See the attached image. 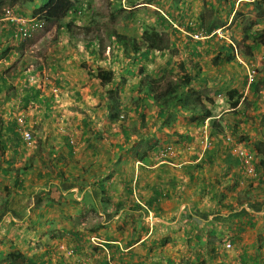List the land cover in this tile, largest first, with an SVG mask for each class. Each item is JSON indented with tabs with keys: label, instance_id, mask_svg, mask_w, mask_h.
<instances>
[{
	"label": "crops",
	"instance_id": "obj_1",
	"mask_svg": "<svg viewBox=\"0 0 264 264\" xmlns=\"http://www.w3.org/2000/svg\"><path fill=\"white\" fill-rule=\"evenodd\" d=\"M112 1L117 7L108 14L110 18L106 17L109 34L113 30L120 32L109 19L125 14L126 19L123 16L121 21L123 29L139 27L137 19L141 18H134V12L141 14L144 7L153 8L160 14V21L155 25H159L161 29L171 28L172 35L187 39L190 51L185 56L188 59L179 64L185 72H194L196 68H200L198 74L201 71L202 75L205 67L217 69L223 66L222 62L219 65L212 62L218 55L219 47L223 43L228 44L229 40L240 52V43L248 44L246 46L250 54V50L262 51L263 48L260 44L264 43V38L255 46L251 35L264 31V0H154L156 8L144 0H109L110 3ZM78 2L83 9L87 3L94 7L95 0ZM207 11L211 12L214 19H219L218 24H202ZM81 12L79 10L77 14ZM162 16L166 21L161 19ZM188 24L194 25L196 32L200 31L204 35L198 39L188 38ZM155 30L159 31L158 28ZM216 30L224 34L219 41L214 38ZM121 32L119 34L129 37ZM161 34L154 37V40ZM141 36L142 29L139 37ZM209 37L212 39L206 41ZM238 38L241 39L240 43L236 41ZM203 41L218 43L215 49L205 50L202 49L206 44ZM163 51H156L154 55L158 54V59L164 58ZM148 56L152 54L149 53ZM117 57H121L120 53H117L116 61L110 62L107 69L116 72L118 77H113L107 86L118 90V95H131L130 99H103L109 114L105 111V115H100L101 124L92 118L81 119L84 143L78 153L71 152L66 137L58 134L54 147L40 152V160L35 159V149L38 147L33 145L34 157H28L21 164L23 169L27 166L33 168L36 164L41 167L44 164L42 160L46 157L53 160V156H48L53 153L57 156V164L71 166L68 167L67 176L60 179L63 184L67 182L65 188L70 190L61 196L63 201L68 202L65 204L66 209L56 210L53 200L45 201L44 197L36 200L33 197L32 203H26L28 192L18 191V187L25 184L24 177L20 175L24 172L18 171L21 142L15 127L13 129L16 135H10L0 124V147L9 150L6 153L8 157L1 158L3 164H0V177L5 180L4 183L0 182V264H19L21 261L24 264H81L83 260L89 264H197L202 258L195 259V250L197 254L208 250V260L204 259L206 264H210L214 257L218 260L215 264H264V242H260L257 237L264 236V159L261 160V165L258 162L256 168L259 175L262 174L259 181L255 184L250 182L249 189L240 194L241 198L238 195L239 201L235 203L230 198H237L233 192L237 190V180L240 182L244 176L237 158L230 153L223 139L227 132H231L235 137L241 138L249 150L263 158L264 107L257 99L251 98L245 107L240 108L238 101L236 107L232 108L227 97L220 102L215 100L209 106L201 94L202 105L209 110L206 116L216 123L210 127L212 148L199 154V148L197 150L193 147L191 151L189 145L197 138L194 135V120L205 114V110L197 108V114L192 116L183 109L188 104L182 103L180 108H174V111L160 118L157 108L152 104V98L143 102L140 94L146 96V92L137 93L135 85L140 75H121L122 61L119 59L118 63ZM252 57L251 54L248 59ZM94 58L95 56L92 60ZM200 58L208 60V64L205 61L202 65L199 64L197 60ZM179 65L169 68L175 72ZM230 76L225 81L233 83V75ZM199 79L202 84L209 81L203 76ZM259 89L264 90V87ZM196 91L199 92L197 89ZM256 94L252 93L253 96ZM0 102L3 103L2 100ZM222 104L229 107L222 109ZM178 109L180 111L177 112ZM125 110L128 112L124 113ZM131 111H135L137 116L129 115ZM230 111L239 114L240 119L234 125L222 121V115ZM15 117L16 115L14 121ZM204 118L205 116L202 120ZM30 123L27 119L28 126ZM217 123H221L222 127ZM34 124L30 127L33 128ZM207 124H210L209 120ZM133 129L137 131L135 136L131 135ZM4 137L15 140L11 141L13 148L6 149L3 146ZM105 137V141H101ZM81 141L80 139L78 146ZM185 142L189 145L184 149L189 150H186L183 158L178 156L171 162H164L155 157L156 146ZM85 160L102 163V167H92L95 164L92 162L88 167L79 164ZM40 167L36 175L42 177ZM54 170L56 175L60 172L63 177L61 171ZM71 170L75 172L73 178ZM4 186H8L6 192ZM239 189L241 190L240 186ZM242 218L245 221L239 223ZM256 221L259 227H256ZM224 225L231 231L229 237L223 240L226 231L221 227ZM177 233L185 237L183 246L178 242ZM64 235L73 237L67 238ZM93 236L98 237L101 246L92 247L90 251V238ZM226 241L232 244L231 252L224 250ZM58 244L73 248L74 255L66 257L59 254L55 251ZM261 250L262 254L259 253ZM222 252H227V256H223Z\"/></svg>",
	"mask_w": 264,
	"mask_h": 264
},
{
	"label": "rangeland",
	"instance_id": "obj_2",
	"mask_svg": "<svg viewBox=\"0 0 264 264\" xmlns=\"http://www.w3.org/2000/svg\"><path fill=\"white\" fill-rule=\"evenodd\" d=\"M46 1L47 0H34L33 2H30L29 0H0V18H2L3 15L8 17L5 20H0V100L3 101L2 104L0 102V124L6 130L5 127L9 125L12 120H14V116L18 113L27 115L28 123L31 122L28 127L35 123L33 128L30 127L33 133L31 130L29 131L31 136H33L31 143L26 144L19 138V141L21 142L20 150H22L23 154L21 152V156H19L20 168L18 171L24 172V174L20 175L24 177L23 180H25V184L23 187H18V191L25 190L28 192L27 196L29 198L26 201L27 204L32 203L31 198L33 197L34 200L39 197H44L45 201L48 200L51 202L50 199H52L53 204H56V210L62 211V208L66 209L65 206L67 205L65 204H68V202L63 201L61 196L68 193L70 190L65 188L67 187L65 186L67 182H64L63 184L60 182V179L67 176L69 171L68 167L71 166L65 167L57 164L59 163L55 161L57 156L53 155V153H49L48 156H53L54 162L52 159L46 157L45 160L41 159L44 161V164L41 167L36 164L33 168L27 166L23 169L21 164L24 163L28 157H34L35 154L32 149L33 145L38 147L35 149L37 152H35V159L40 160L38 156L40 152H42L43 149H50L51 147H54V144L57 141L56 135L58 134H62L64 136L67 133L77 135L76 137L79 138V142L80 139L82 140L81 145L77 146L76 152H74L78 153L84 143L83 134L81 132L83 125L81 119L90 120V118H92L101 124L100 118L102 116L100 115H105V111L109 114L106 110L104 100H109L111 96L114 97L115 94L113 90H110L108 93L107 89H109V86L104 87V85H106V82L110 85L111 74H116V72H113L112 70L108 72L105 69L108 68L110 62L116 61V53H120V51L116 52V48L105 40L106 36L104 29L106 28V17L108 18V14H110L117 6L114 5L113 1L110 3L109 0H95L94 7H91L88 3L84 4L82 9L84 11L79 13L76 19L74 17L75 15L67 14L64 18L45 20L44 26L29 37L28 40L23 43L21 41H14L11 38L12 33H10L11 29L9 27V19L15 18L17 21H28L30 20V17L35 16L38 13L41 3ZM144 1H146L147 4L152 5L154 8L157 7L154 0ZM135 12L134 18H141L137 20H139V24L143 29L146 28L148 31H152L158 28L159 31L155 30L157 34L159 35V33H162L156 39L155 47L151 53L158 50H164V58L158 59V54L149 56L148 60L143 61L144 66L146 67L145 71L150 70L151 72L152 70H158L159 72L157 76L167 77L165 81L169 78L174 79L176 77V73L170 72L169 67L179 65L182 60L188 59L185 56V53L190 51L187 48V45L189 44L186 42L187 39L177 37L176 34L172 35L170 33L171 28L161 29L159 25H155V23H159L160 21V14L153 8L148 7V9H146L144 7L141 14H136ZM204 15L205 18L202 24L206 23L214 26V23H219V19H214L211 12L207 11ZM22 17H24L25 20ZM122 17L126 19L125 14L121 16L117 15L114 19H109L111 20L110 23H113L115 27H117L116 30L125 32V34L129 35V37L134 35V33L138 36L140 31L138 32L136 30L137 27L132 26L126 29L121 27V21H123ZM137 20H135V25ZM130 21L132 22V19H130ZM98 30H101L102 33L96 40L91 41L93 45L92 49L95 51L94 54H91L90 49L85 47V43L87 39L90 38L92 33H97ZM220 34L223 35V32ZM108 38L109 36L107 39ZM167 38H169V40ZM214 38H217L218 41L222 39L217 35H215ZM211 39L212 37H209L206 41ZM218 41H213V44L203 41L206 44H204L202 49H215ZM236 41L240 43L241 39L238 38ZM240 44L242 52L238 51L236 54L233 52L234 59L224 60V62L221 63V65H223L220 66L221 68L219 67L215 69L211 66L205 67L204 74L201 75V71L200 74H198L199 78L200 76H203L209 79V81L207 80L205 84H202V80L198 79L195 83V87L193 86V88L199 90L201 98V94L204 95V102L209 106L212 105L215 100L220 102L224 97L228 98L230 91H235L233 94L234 98L240 96V108H242V106L245 107L251 98L257 99L264 107V103L262 102V100H264V90L259 89L257 94L253 96L252 92L248 89V82H253L255 80H263L264 82V43L260 44L263 47H261L262 51H260L261 49L250 50L253 56L251 59H248L249 57L247 55L248 49L246 48V45L248 44ZM180 46H182V49L186 47L185 50H182ZM93 56H95L94 60H92ZM119 59L121 61L124 60L122 54ZM167 59L168 62H166ZM95 60L97 62H95ZM204 61L208 64V60L201 58L197 60V62L201 65ZM114 66L116 68L118 67L116 63ZM251 69H254L255 73H252ZM102 73H104V75ZM105 73L107 75H105ZM151 73L153 75L155 74V72ZM250 73L253 75L251 81L249 78ZM99 75H101L104 80H102ZM230 75H233V83L225 81V79ZM91 81L93 86H91ZM197 82L199 84H197ZM263 82H260V87ZM160 91L161 90H158L157 92L160 93ZM119 97L121 100H129L131 95H120ZM218 97H220V100ZM222 105V109L224 107H229L228 105ZM152 109H155V107H152ZM125 112L128 111L125 110L124 113ZM129 115H132L133 117L137 116L135 111L129 112ZM203 117H201V119L197 118V120H194L196 129L194 135L198 137L201 134V129L204 125L202 120ZM222 118L224 119L222 120L224 123H228L230 125H234L236 121L240 119L239 114H236V111L226 112L222 115ZM209 122L210 124H208V128H210L212 124L216 123L215 120L214 122L209 120ZM217 124L222 127L221 123ZM90 126L91 125L89 124L88 127ZM136 133V129L131 131V135L133 136H135ZM4 139L5 140L2 141H4L3 146H5L6 149L14 147V144L11 143V141L15 142L14 139L10 137H4ZM105 139L106 137L101 141H105ZM197 139L198 138H196L191 145L186 144V142L185 144L180 143L172 145L175 149L174 154H176L174 158H177L178 156V158H183L186 155V150H189L184 149L187 148L186 145H189L191 151L193 147H196L198 150L199 147L198 144H196ZM211 140L212 139H210V141ZM240 140L242 139L240 138ZM102 145H104V143H102ZM130 145H132V143H130ZM245 145L246 143H244V146ZM15 146L18 147L17 145ZM211 146L206 148L204 152L212 148ZM29 150L30 152L32 150V152H28ZM6 153H9V150H4L0 147V164H3L1 158L4 159V156L8 157ZM201 153L202 152L199 151V154ZM251 155L254 158L256 165H253L255 169V178L250 180L252 181V184H255L259 181L258 179H260V176H262V174L259 175V171L256 168L258 166V162H260L261 165V160H263L264 157H258L254 151L251 152ZM60 159H62V157H60ZM4 161L7 160L5 159ZM91 162L95 163L92 164V167L101 169L102 163H96V161L93 160H85L79 162V164H84L88 167ZM54 164L57 165L55 166ZM64 164L65 162L62 165ZM39 167L43 171L44 176L42 175V177L36 175ZM60 167H62V169ZM54 168L56 171H61L63 177H61L60 172L56 175ZM8 169L12 168L8 167ZM70 173L73 178L75 173L74 170H71ZM89 174L91 173L89 172ZM250 180H248L247 177L241 178L240 182L237 180L238 187L237 190L233 192V195L237 198H230L231 201H235V203L239 201L238 195L249 189V186L251 185ZM4 181V178L0 177V182L4 183ZM67 181L69 180L67 179ZM239 186L242 191L239 189ZM4 190L6 192V190H8V186H4ZM241 197L242 196L240 195L239 198ZM1 200L2 197H0V201ZM36 204H38V202ZM236 219L237 218H234V220ZM243 221H245L244 218H242L239 223H243ZM255 225L256 227L260 226L257 221L255 222ZM221 229L226 231L223 238L224 240L229 237L228 234L231 229L228 228L227 230L226 225L222 226ZM64 236L67 238L73 237L69 235ZM176 236L178 238V242L181 246H183L185 237L178 233ZM164 237L165 236H163V238ZM257 237L260 238V242H264V236L262 237L261 235H258ZM91 238L90 244L92 246L89 248L90 251H92V247L101 246L98 237L93 236ZM58 245L56 246V249ZM34 252L35 251H31V253ZM229 252H231V250H229ZM226 253L227 252H222V255L227 256ZM259 253L262 254V250ZM207 254L208 250L200 251L198 254L195 250V259L199 260L200 257L202 258L197 264H206L204 259L208 260ZM217 261V258L214 257L213 260L210 261V264H215ZM83 263L89 264L86 260H83L81 264ZM19 264H24V262L21 261Z\"/></svg>",
	"mask_w": 264,
	"mask_h": 264
},
{
	"label": "trees",
	"instance_id": "obj_3",
	"mask_svg": "<svg viewBox=\"0 0 264 264\" xmlns=\"http://www.w3.org/2000/svg\"><path fill=\"white\" fill-rule=\"evenodd\" d=\"M29 1L33 2V0ZM81 7L82 4H80L77 0H47L46 2H43L42 6L39 9V12L43 14V18L45 20H53L64 18L67 14H72L75 15L74 17H77V12H79V10H82ZM89 16L91 15L89 14ZM144 34L145 33H143L142 35ZM94 35L96 36V38ZM99 36V31L97 33H92L90 38L87 39L85 43V47L87 49H90L91 53L95 52L92 49L93 45L91 41L96 40ZM110 36L113 37V40L111 41L113 42V46L116 48V50H120L122 48V50L120 51L122 55H124L125 62L124 60L122 61V65L120 67V70H122L120 71V74H125L126 76H133L137 74L140 75V79L135 85L137 93H141L142 91L146 92V96L142 95V93L140 94V99L143 102L148 100L149 98H152V104L158 109L160 118L164 117L168 112H170L172 106L181 104V102L188 104L183 109L189 111L192 116H195L197 114V108L205 110V115L209 114V110L205 109V107L202 105L199 93L195 92V89L193 88V85L199 79L198 71L200 68H196L194 72L186 71L185 73L180 74L175 80L169 78L166 81L165 79L167 77L157 76L158 70L151 71L155 72V76L150 72V70L145 71L146 67L144 66L143 61L149 59L148 54L150 50H153L154 48L150 40L153 38V36L155 38L158 36L156 33L148 37L144 35L145 38L143 40H139L136 35H132L131 37L123 36L115 32L114 30L110 31ZM251 38L255 42V46H258L259 40H262V38H264V31L262 33H255L251 35ZM252 48H254V46H252ZM247 54L249 57H251V54L249 52H247ZM117 58V62L120 63V57ZM231 59H233V48L230 44L223 43L219 47L218 55L215 60L213 59L212 63L219 65L220 62ZM106 71L110 72V69ZM102 74L104 75V73ZM105 75L107 74L105 73ZM111 77L113 78V74H111ZM117 77L118 75L116 73L114 75V78ZM100 78H102V76ZM122 80L123 82L125 81L124 79ZM260 82H263V80H255L251 82L248 86L249 91H251L252 93H257L260 87ZM262 87H264V82L261 88ZM132 88L131 89L134 90V87ZM158 90H161L160 93L157 92ZM234 93L235 91H230V94L228 95V99L230 101H228V104L232 108L236 107L240 99V96L234 98ZM19 115L20 114L16 115L15 121L12 120V122H10L9 125L6 126V130L8 131V133L10 132V135H16L13 129L15 127V131L20 138V133L17 130V117ZM21 115L24 116L25 129L29 132L30 128L27 124V116L23 113ZM253 164L256 165L254 159Z\"/></svg>",
	"mask_w": 264,
	"mask_h": 264
},
{
	"label": "clouds",
	"instance_id": "obj_4",
	"mask_svg": "<svg viewBox=\"0 0 264 264\" xmlns=\"http://www.w3.org/2000/svg\"><path fill=\"white\" fill-rule=\"evenodd\" d=\"M34 1V0H33ZM42 4L43 3H41V6H42ZM41 6H39V9H40V7ZM8 13V12H7ZM8 17L6 16V15H3L2 16V18H0V20L1 19H3V20H5V19H7ZM23 19H24V17H22ZM162 18L166 21V18L165 17H163L162 16ZM34 19H36V20H40V21H42V24H41V26L40 27H37L36 28V30H34L33 32H31L30 33V35L28 36V37H26V38H19V36H16V34H15V27H16V25H17V19H15V18H13V19H9L10 21V24H9V27H10V29H11V32L10 33H12V39L14 40V41H16V42H19V41H21L22 43L23 42H25L26 40H28L29 39V37H31L36 31H38V30H40L43 26H44V23H45V19L43 18V14L42 13H40L39 11H38V13L35 15V16H32V17H30V20H34ZM25 20V19H24ZM30 20H28V21H30ZM172 25V24H171ZM88 26H91V25H88ZM188 27H190L189 29H186V30H188L187 32V35L189 36H186V37H188V38H191V39H198L199 37H201V36H203L204 34H200V31H197L196 32V30L194 29V25H191V24H188ZM174 28V27H173ZM177 28V27H176ZM140 29H142V34L143 33H145L146 34V36L148 37V36H152V35H154L155 33L157 34V32L155 31V30H152V31H148L146 28H142V26L140 25L139 27H137L136 28V30L139 32L140 31ZM179 29V28H178ZM180 30V29H179ZM99 32H100V34L102 33V31L101 30H98ZM104 31H105V40H107L112 46H113V42H111L112 40H113V37H111L110 36V34L109 33H107V31H108V29H107V26H106V28L104 29ZM116 32V31H115ZM154 33V34H153ZM144 34V35H145ZM149 34H152V35H149ZM215 35H217L218 37H220V38H223L224 37V34L223 35H221L220 34V31L219 30H216L215 31V33H214ZM109 36V38L107 39V37ZM122 35V34H121ZM134 35H136V34H134ZM144 35H142L141 37H139L140 36V34L138 33V38H140L139 40H143L144 38H145V36ZM158 35V34H157ZM95 36V35H94ZM124 36V35H123ZM127 37V36H126ZM95 38H96V36H95ZM150 42H151V44L153 45V47H155V42H156V40H154V36H153V38L150 40ZM228 44H230L231 46H232V48H233V52L236 54V52H238L239 51V48H236V46H235V44L234 43H232L230 40L228 41ZM114 47V46H113ZM115 48V47H114ZM246 48H247V46H246ZM248 49V48H247ZM120 50H122V48L120 49ZM120 50H116L115 49V51L116 52H119ZM159 51V50H158ZM151 52H153V50H150V52L149 53H151ZM156 52V51H155ZM154 52V53H155ZM154 53H151L152 55H154ZM117 54V53H116ZM122 53H121V51H120V55H121ZM117 56V55H116ZM233 57H234V54H233ZM123 58H124V55H123ZM105 70H108V69H105ZM254 70V69H253ZM169 71L170 72H172V70L171 69H169ZM255 71V70H254ZM174 73H176V77L173 79V80H175L180 74H182V73H185V70L181 67V65H179V67L177 68V71H175ZM113 77H114V75H113ZM102 80H104L103 78H101ZM113 78L111 77V79H110V81L112 80ZM251 82H249V84H250ZM249 84H248V86H249ZM107 82H106V85H104L105 87H107ZM108 90V93H109V91L110 90H113L114 91V97H112L111 96V98L110 99H113V98H120L119 96L120 95H118V90H116V89H112L110 86H109V89H107ZM195 92H198V91H196L195 90ZM199 93V92H198ZM182 103H184V102H181V104H177V105H175V106H172L171 107V110L170 111H174V108H180L181 107V105H182ZM177 112L178 111H180V109H178V110H176ZM157 113H158V109H157ZM19 114H22V113H19ZM117 114H119V111H117ZM158 115H159V113H158ZM203 116H205V118L203 119V122H204V125L202 126V129H201V134L199 135V137L197 136V141H196V144H198V147H199V149H200V151L203 153L204 152V150L206 149V148H208V147H210L211 146V141H210V139H211V128H208V124H207V121L208 120H210V119H208V117L205 115V114H201L200 115V119H201V117H203ZM18 129V128H17ZM222 134V133H221ZM71 135V136H70ZM77 135H75V134H71V133H67L66 135H65V137H66V139H67V144L69 145V147H70V150H71V152H76V148H77V146H78V144H79V138L78 137H76ZM227 137H229L230 139H231V142L229 143V141L227 140ZM71 138H73L74 139V144H71L70 143V140H71ZM21 139V138H20ZM223 139H224V142L226 143V145H227V147H228V150L230 151V153H232L236 158H237V160H238V165H239V169H240V171H241V164H240V159L238 158V156L235 154V152L233 151V149L234 148H236V146L237 147H241V148H243V149H245L247 152H249L250 154H251V150H249L246 146H244V142L242 141V140H240V138H238V137H235L231 132H227L224 136H223ZM174 146H172L171 144H161V145H158V146H156L155 147V157L157 158V159H159V160H161V161H164V162H171V160L172 159H174V156H176V154H174V152H175V149L173 148ZM169 149H171V151H172V153L171 154H168V153H165V151H169ZM254 159V158H253ZM241 173H242V171H241ZM255 178V176L252 178V179H254ZM251 179V180H252ZM248 180H250V179H248ZM250 180V181H251ZM252 182V181H251ZM94 241V240H93ZM230 243L229 241H226V242H224V250H226V251H229V250H232V244H231V248L230 249H226L225 248V243ZM56 251L60 254H62V255H64V256H66V257H70V256H72V255H74V249L73 248H70V247H67V246H65V245H58V247H57V249H56ZM84 264V263H83Z\"/></svg>",
	"mask_w": 264,
	"mask_h": 264
},
{
	"label": "built area",
	"instance_id": "obj_5",
	"mask_svg": "<svg viewBox=\"0 0 264 264\" xmlns=\"http://www.w3.org/2000/svg\"><path fill=\"white\" fill-rule=\"evenodd\" d=\"M42 24V21L40 20H30V21H17V25L15 27V34L16 36H19V38H26L30 35L31 32L36 30L37 27H40ZM252 73H255L253 69H251ZM253 75L251 73L249 74L250 81L252 80ZM249 83V82H248ZM17 125H18V132L20 133V138L22 141L26 144L31 143L32 136L31 134L25 129V120L23 115H19L17 117ZM71 136V135H70ZM227 140L229 143L231 142V139L227 137ZM71 144H74V139L71 138L70 140ZM235 154L238 156L240 159V164H241V171L243 176L248 179H252L255 176V169H254V164H253V157L252 155L247 152L245 149L241 147H237L233 149ZM165 153L171 154L172 151L169 149V151H165ZM225 248L230 249L231 244L230 243H225Z\"/></svg>",
	"mask_w": 264,
	"mask_h": 264
}]
</instances>
